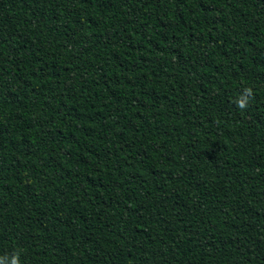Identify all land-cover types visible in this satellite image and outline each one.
Instances as JSON below:
<instances>
[{"label": "trees", "instance_id": "1", "mask_svg": "<svg viewBox=\"0 0 264 264\" xmlns=\"http://www.w3.org/2000/svg\"><path fill=\"white\" fill-rule=\"evenodd\" d=\"M0 264H264V0H0Z\"/></svg>", "mask_w": 264, "mask_h": 264}, {"label": "clouds", "instance_id": "2", "mask_svg": "<svg viewBox=\"0 0 264 264\" xmlns=\"http://www.w3.org/2000/svg\"><path fill=\"white\" fill-rule=\"evenodd\" d=\"M243 106V105H242Z\"/></svg>", "mask_w": 264, "mask_h": 264}]
</instances>
